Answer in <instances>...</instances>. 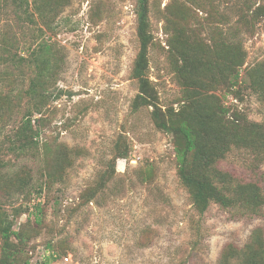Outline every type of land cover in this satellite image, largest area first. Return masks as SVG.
Wrapping results in <instances>:
<instances>
[{"label":"rangeland","instance_id":"rangeland-1","mask_svg":"<svg viewBox=\"0 0 264 264\" xmlns=\"http://www.w3.org/2000/svg\"><path fill=\"white\" fill-rule=\"evenodd\" d=\"M146 6L150 105L139 0H0V264H264V0Z\"/></svg>","mask_w":264,"mask_h":264},{"label":"trees","instance_id":"trees-1","mask_svg":"<svg viewBox=\"0 0 264 264\" xmlns=\"http://www.w3.org/2000/svg\"><path fill=\"white\" fill-rule=\"evenodd\" d=\"M15 5H22V0H14ZM147 0H139V7L137 10L138 16V36L140 40V52L134 65V77L139 82V98L141 104L150 105L153 99V92L150 89L149 80L146 75L148 67V48L151 41V35L149 33V22L147 13ZM240 74L236 72L234 81L238 84ZM158 126L169 133H174V129L166 122L163 121L158 114H155ZM183 133L186 142L183 150L177 151V158L180 164V177L182 182L190 187L195 192V202L201 210H206L211 200H215L224 206L230 204L228 197L222 195L219 189L213 185L212 182L206 178H199L188 170L187 167V156L190 152L195 151V143L192 138V131L189 128L183 127L180 129ZM33 133L32 121L28 120L23 122L22 126L18 128L14 136L10 138V145L8 151L13 154L21 153L22 150H28L32 147L33 140L35 138ZM18 155V154H17ZM23 155V154H22ZM19 156V155H18ZM197 156L202 160H208L210 157L204 155V153H197ZM259 201L263 198H257ZM42 210L40 204H37V212ZM8 233V232H7ZM7 233L4 235L6 236ZM7 247H8V242ZM10 246V245H9Z\"/></svg>","mask_w":264,"mask_h":264}]
</instances>
